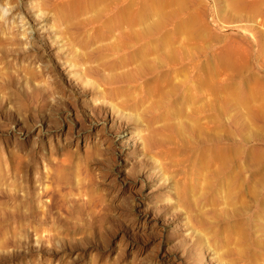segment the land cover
Segmentation results:
<instances>
[{
	"label": "rangeland",
	"instance_id": "rangeland-1",
	"mask_svg": "<svg viewBox=\"0 0 264 264\" xmlns=\"http://www.w3.org/2000/svg\"><path fill=\"white\" fill-rule=\"evenodd\" d=\"M264 264V0H0V264Z\"/></svg>",
	"mask_w": 264,
	"mask_h": 264
},
{
	"label": "bare ground",
	"instance_id": "bare-ground-1",
	"mask_svg": "<svg viewBox=\"0 0 264 264\" xmlns=\"http://www.w3.org/2000/svg\"><path fill=\"white\" fill-rule=\"evenodd\" d=\"M236 264V263H235Z\"/></svg>",
	"mask_w": 264,
	"mask_h": 264
}]
</instances>
